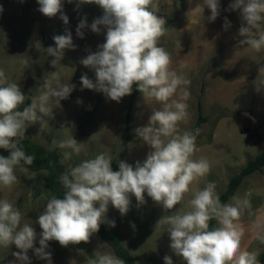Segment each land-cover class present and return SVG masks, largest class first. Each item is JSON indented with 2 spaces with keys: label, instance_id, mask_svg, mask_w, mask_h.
<instances>
[{
  "label": "clouds",
  "instance_id": "obj_1",
  "mask_svg": "<svg viewBox=\"0 0 264 264\" xmlns=\"http://www.w3.org/2000/svg\"><path fill=\"white\" fill-rule=\"evenodd\" d=\"M73 0H68L72 3ZM38 11L48 18L56 17L68 24L63 11V0H37ZM84 4H95L103 9V15L87 24L81 19L76 34L84 38L83 29L90 27L94 33L106 29L105 42L95 52L80 60V63L94 71L95 80L81 75L82 89L103 93L106 98L119 103L131 95L133 85L137 86L143 99L155 101L159 108H152L146 126L135 129L136 135L150 148L143 162L135 166L119 161V170L112 169V157L108 153L97 154L73 165V155H79L84 143L77 142L73 135L51 141L52 148L62 151L61 165H66L59 177L64 189L63 198L51 195L36 223L42 231L38 234L33 223H23L21 211L9 200L0 199V247L15 245V261L10 264H31L29 250L40 259L52 264L49 242L57 241L62 247L88 243L99 232L102 224L115 227V220L108 219L109 206L124 216L130 210L131 197L137 206L146 203L145 193L153 202L167 212L174 209L190 191V185L210 171L209 162L191 157L196 151L199 129L181 131L180 122L189 116L188 92L183 87L189 80L171 68L170 53L159 40L168 29L166 19L159 15L157 0H77V8ZM179 7V0H176ZM207 7L208 22H214L220 15V0H203L196 9L201 12ZM228 10H238L241 18L239 35L241 45H247L255 52L264 50V33L256 30L264 25V0H233ZM3 6L0 5V13ZM225 28L230 26L225 18ZM55 47L42 49L54 57L55 67L64 58L66 49H75L72 34L66 30L63 35L53 36ZM28 66V60L23 61ZM254 82L256 90L264 88V66L258 69ZM75 85L64 82L58 71L51 73V79H44L38 87L39 94L31 97V103L22 110L20 106L26 97L15 82H8L0 69V149L8 156L0 155V187L11 188L18 182L17 167L27 172L24 165H32L35 157L24 151L21 141L26 128L39 123L41 130L54 118L51 104L69 98ZM176 97V98H174ZM77 103H82L78 100ZM39 113V115H38ZM45 117L47 120H45ZM74 127V125H73ZM69 129L67 127H64ZM23 162V163H22ZM191 210L184 213L165 215L160 221L167 225L170 249L185 264H260L258 253L241 249L244 228L240 221L245 212L254 215L251 201L234 195L230 203H222L216 192L215 182H208L197 190L190 200ZM215 220L218 227L210 228ZM135 229V224L130 225ZM255 238L264 244V219L257 217L252 225ZM38 240L39 247H36ZM164 264H173L171 256H164ZM87 264H126V261L110 251H96Z\"/></svg>",
  "mask_w": 264,
  "mask_h": 264
},
{
  "label": "rangeland",
  "instance_id": "obj_2",
  "mask_svg": "<svg viewBox=\"0 0 264 264\" xmlns=\"http://www.w3.org/2000/svg\"><path fill=\"white\" fill-rule=\"evenodd\" d=\"M233 0H220V15L214 22H208L211 14L205 7L202 13L196 9L203 0H157L158 14L166 19L168 29L159 40L172 57L171 68L189 80L183 87L188 92V119L180 122L181 131H192L199 123V104L202 105L206 122L201 125L196 139L193 160L206 159L210 171L190 185V191L174 209L165 210L153 202L145 193L146 203L137 206L131 197L130 210L124 216L109 206L108 219L115 220L116 231L121 243L136 260V264H164V256L169 255L173 264H185L170 249L167 225L159 221L165 215L184 213L191 210L190 200L195 191L203 189L208 182H215L219 197L223 195L230 181L264 151V88L256 90L255 81L258 69L264 66V50L255 52L247 45H241L239 35L241 18L238 10H228ZM3 12L0 13V69H3L8 82H15L26 97H29L22 110L31 103V97L39 94L38 87L44 79H51V73L58 71L64 82L75 85L69 98L62 100L60 106L51 104L54 118L49 119L41 130L39 123L26 128L25 139L56 151L62 158V151L51 147L53 138L61 140L73 135L77 142L84 143L79 155H73L70 163L79 164L92 159L97 154L108 153L112 157V169L119 170V161L133 166L143 162L150 151L135 133L138 127L146 126L152 108H159L155 101L143 99L137 86L133 85L131 95L119 103L94 90L82 89L81 75L86 74L95 80V73L80 63L89 52L98 50L105 42L106 29L101 26L100 33L90 27L83 29L84 38L76 34L81 19H87L90 26L94 19L103 15V9L95 4H84L77 8V0L68 3L63 0V11L68 16V24L56 17L48 18L38 11L37 0H0ZM188 12V13H186ZM225 18L230 26L225 28ZM68 30L72 34L75 49H66L64 58L55 67L54 57L42 49L55 47L53 36L63 35ZM264 33V25L256 35ZM28 60L26 67L23 61ZM136 86V87H135ZM134 90L137 91L130 113L129 130L127 117ZM176 98V97H174ZM80 100L82 103H77ZM39 115V113H38ZM45 120L47 118L45 117ZM74 125V127H73ZM67 127L69 129H66ZM21 141V142H23ZM4 150V149H0ZM66 167V165H64ZM18 182L11 188L0 187V199L12 202L22 213L21 224L33 223L37 233L42 229L36 223L43 212L47 199L51 196L46 188L47 171L23 172L15 170ZM236 196L249 199L254 215L245 212L241 225L244 235L241 249L258 253L260 264L264 261V244L255 238L252 225L257 217L264 219V167L244 178ZM228 201L227 203H230ZM135 224V229L130 225ZM36 247H39L38 240ZM52 264H87L88 259L98 251H110L112 247L97 233L90 242L62 247L57 241L49 242ZM15 245L0 247V264L15 261ZM28 256L31 264H47L38 259L32 250ZM117 256V255H116ZM16 264H19L17 261Z\"/></svg>",
  "mask_w": 264,
  "mask_h": 264
},
{
  "label": "trees",
  "instance_id": "obj_3",
  "mask_svg": "<svg viewBox=\"0 0 264 264\" xmlns=\"http://www.w3.org/2000/svg\"><path fill=\"white\" fill-rule=\"evenodd\" d=\"M162 15V14H161ZM136 87V86H135ZM137 91L134 90L132 94V100L127 117V128L129 130L130 113L132 111V106L134 99L136 98ZM206 122V118L203 116L202 105L199 104V123L193 128V132L199 129V134L201 131V125ZM199 134L197 138L199 137ZM22 147L26 154L33 155L35 157L34 163L32 165H24L33 172L47 171V176L45 178L46 188L50 192V195H55L58 198H63L64 189L59 182V177L64 171V165H61V156L56 151L47 150L44 146L26 140L21 142ZM0 155L8 156L9 152L7 150H0ZM23 163V162H22ZM264 167V151L254 160L248 162L247 166L241 171V173L235 176L229 183L227 191L220 196L222 203H227L236 194L238 188L242 184L244 178L260 171ZM16 169H20L17 167ZM210 228L218 227V223L215 220L209 222ZM100 237L107 242L115 254L126 261V264H136V260L130 251L123 246L119 234L106 228L104 225L100 226L99 232L97 233ZM264 264V261L261 262Z\"/></svg>",
  "mask_w": 264,
  "mask_h": 264
},
{
  "label": "crops",
  "instance_id": "obj_4",
  "mask_svg": "<svg viewBox=\"0 0 264 264\" xmlns=\"http://www.w3.org/2000/svg\"><path fill=\"white\" fill-rule=\"evenodd\" d=\"M186 13H188V12H186ZM257 31V30H256Z\"/></svg>",
  "mask_w": 264,
  "mask_h": 264
}]
</instances>
